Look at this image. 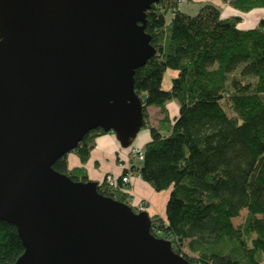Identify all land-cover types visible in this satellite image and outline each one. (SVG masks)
<instances>
[{"label":"water","instance_id":"obj_1","mask_svg":"<svg viewBox=\"0 0 264 264\" xmlns=\"http://www.w3.org/2000/svg\"><path fill=\"white\" fill-rule=\"evenodd\" d=\"M159 0H0V220L13 264H197L147 210L54 168L93 129L129 147L145 125L136 70L155 54Z\"/></svg>","mask_w":264,"mask_h":264},{"label":"trees","instance_id":"obj_2","mask_svg":"<svg viewBox=\"0 0 264 264\" xmlns=\"http://www.w3.org/2000/svg\"><path fill=\"white\" fill-rule=\"evenodd\" d=\"M186 3L198 11L184 10ZM224 3L237 12L225 15ZM256 8L264 0H159L147 10L156 51L136 70L135 90L151 139L129 169L157 191L171 188L166 219L151 215V231L197 264H260L264 256V19L240 25ZM167 70L176 72L169 88ZM170 101L179 106L173 119ZM150 105L163 113L156 126L148 124ZM102 133L91 130L74 150L82 162ZM54 168L89 180L83 168H69L67 155ZM98 190L132 199L121 183L103 181ZM23 250L16 227L0 220V264H13Z\"/></svg>","mask_w":264,"mask_h":264},{"label":"crops","instance_id":"obj_3","mask_svg":"<svg viewBox=\"0 0 264 264\" xmlns=\"http://www.w3.org/2000/svg\"><path fill=\"white\" fill-rule=\"evenodd\" d=\"M231 7V6H230ZM229 8V7H228ZM224 9L225 15L235 14L237 11L232 7L230 9ZM261 19H264V9L256 8L248 13L243 14V20L240 23L243 28L255 27L259 24ZM169 77H167V75ZM176 74L173 70H167L165 73V79L168 83L165 84V88H169L171 85V78ZM167 77V78H166ZM170 118L173 119L179 114V106L175 101H170L167 104ZM151 108L154 109V114L158 117H162L161 109L156 105H150L147 109L151 114ZM158 108V109H157ZM153 114V115H154ZM151 125L150 123H148ZM153 125V124H152ZM154 126H156L154 124ZM151 133L148 127H143L135 138L134 145L145 146L150 141ZM129 147H122L118 141L116 135L111 132H106L96 137L94 148L91 150L90 156L86 162H82L80 157L75 151H71L67 154L69 168H83L89 179L98 181L99 183L104 181L107 173L120 176L123 171L130 168L134 161L130 158ZM131 188V203L136 206L142 199L146 202L147 210L150 215H159L163 219H166V203L170 196L171 188L161 191L155 190L152 185L145 181L136 172L133 173L131 183L128 185Z\"/></svg>","mask_w":264,"mask_h":264},{"label":"built area","instance_id":"obj_4","mask_svg":"<svg viewBox=\"0 0 264 264\" xmlns=\"http://www.w3.org/2000/svg\"><path fill=\"white\" fill-rule=\"evenodd\" d=\"M183 1V0H182ZM129 155L130 158L135 160V159H142L144 155V149L143 146H138V145H133L129 147ZM127 172L124 173L123 175L121 174L120 176H116L115 174L112 173H107L105 175L104 181L111 187H119V184H130L131 183V178L133 176V173L129 168H127ZM121 189L128 192L129 189L127 187H124L121 185ZM142 206H144L141 202L137 204L138 209H144Z\"/></svg>","mask_w":264,"mask_h":264},{"label":"rangeland","instance_id":"obj_5","mask_svg":"<svg viewBox=\"0 0 264 264\" xmlns=\"http://www.w3.org/2000/svg\"><path fill=\"white\" fill-rule=\"evenodd\" d=\"M229 7V8H228ZM182 8L184 9V10H186V11H189V12H191V13H196L197 11H198V9H199V4H197V3H195V4H193V3H186V4H184L183 6H182ZM222 8H223V10L224 9H230L231 7H230V5L229 4H227V3H224V4H222ZM167 75V77H169V75L168 74H166ZM166 77V78H167ZM165 84H167L168 83V80H166L165 79ZM154 109L155 108H151V111L153 112L152 114H151V112H149V109H148V113H149V116H148V122L152 125H158V121L161 119V118H163V114H161L162 115V117H158V115L157 114H154L155 112H154ZM158 109V108H157ZM162 112V111H161ZM154 114V115H153ZM139 146V145H138ZM130 147V146H129ZM122 186H124V187H127L128 189H129V191H128V193L131 195V188L128 186V184H121ZM132 196V195H131ZM144 206H142L143 208H144V210H147V206H145V204H146V202L145 201H143V199L140 201ZM140 202H138L137 204H139ZM130 204H132L131 202H130ZM137 204H136V206H137ZM134 206V205H133ZM137 210H142V209H137ZM148 211V210H147ZM244 214H245V210L244 211H242V213H241V216L239 217V218H236L235 220H234V223L236 224V225H238V224H240L241 222H242V217L244 216ZM192 255H195V253H191ZM260 264H264V256L262 257V259H261V262H260Z\"/></svg>","mask_w":264,"mask_h":264}]
</instances>
